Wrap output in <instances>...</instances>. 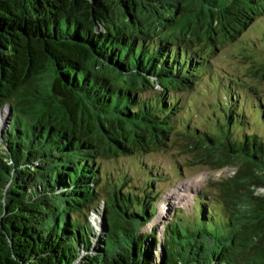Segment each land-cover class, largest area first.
<instances>
[{"label":"trees","instance_id":"trees-1","mask_svg":"<svg viewBox=\"0 0 264 264\" xmlns=\"http://www.w3.org/2000/svg\"><path fill=\"white\" fill-rule=\"evenodd\" d=\"M261 13L264 0H0V264H264V104L239 78L218 79L219 132L184 143L194 163L237 170L162 239L142 231L165 176L143 154L171 146L182 93L211 71L199 30L236 38ZM121 154L144 188L102 171Z\"/></svg>","mask_w":264,"mask_h":264},{"label":"rangeland","instance_id":"rangeland-1","mask_svg":"<svg viewBox=\"0 0 264 264\" xmlns=\"http://www.w3.org/2000/svg\"><path fill=\"white\" fill-rule=\"evenodd\" d=\"M207 37L205 29L201 28L198 41H195L192 47L211 60V71L194 90L182 93L184 105L179 113V122L173 133L171 146L169 148L158 146L143 154V159L151 164L154 171L158 169L159 174L165 175H161L155 183L160 199L154 219L142 228L143 232L155 229L159 239L163 238L167 222L179 209L191 214L197 194L207 191V196H214L218 192V182L237 170V166L234 165L213 169L205 163H194L196 161L184 148L186 132L190 133L193 127L211 133L219 132L217 124L221 116L219 109L223 95L218 86V79L227 82L228 79L239 78V84L256 85L264 104V78L253 73L254 65L264 61V13L257 15L236 38H223L214 43ZM156 87L160 88L158 85ZM241 89L248 90L242 87L239 92H242ZM7 113V108L0 110V128L6 124ZM133 162L132 157L121 154L103 159L100 167L108 179L111 177L117 179L120 175L126 174L133 182L129 186L144 188L141 173L135 169ZM103 209L104 205L100 203L89 216L99 236L104 232L101 214ZM98 239L95 238V242ZM157 248L158 251H154V255L159 259L162 240L158 241Z\"/></svg>","mask_w":264,"mask_h":264}]
</instances>
